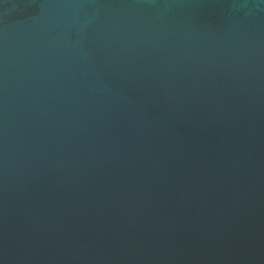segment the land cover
Instances as JSON below:
<instances>
[{
    "label": "water",
    "instance_id": "95a60500",
    "mask_svg": "<svg viewBox=\"0 0 264 264\" xmlns=\"http://www.w3.org/2000/svg\"><path fill=\"white\" fill-rule=\"evenodd\" d=\"M0 264H264V0H0Z\"/></svg>",
    "mask_w": 264,
    "mask_h": 264
}]
</instances>
